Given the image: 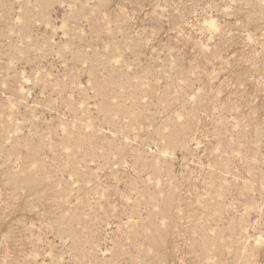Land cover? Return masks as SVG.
Wrapping results in <instances>:
<instances>
[{"label": "rangeland", "instance_id": "1", "mask_svg": "<svg viewBox=\"0 0 264 264\" xmlns=\"http://www.w3.org/2000/svg\"><path fill=\"white\" fill-rule=\"evenodd\" d=\"M0 264H264V0H0Z\"/></svg>", "mask_w": 264, "mask_h": 264}]
</instances>
